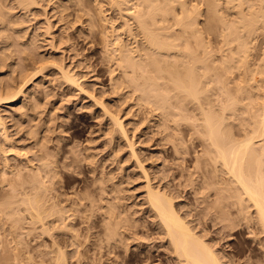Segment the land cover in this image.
Returning a JSON list of instances; mask_svg holds the SVG:
<instances>
[{"label": "bare ground", "instance_id": "6f19581e", "mask_svg": "<svg viewBox=\"0 0 264 264\" xmlns=\"http://www.w3.org/2000/svg\"><path fill=\"white\" fill-rule=\"evenodd\" d=\"M75 24L106 83L56 55ZM257 29L264 0H0V264H264Z\"/></svg>", "mask_w": 264, "mask_h": 264}, {"label": "rangeland", "instance_id": "374dc122", "mask_svg": "<svg viewBox=\"0 0 264 264\" xmlns=\"http://www.w3.org/2000/svg\"><path fill=\"white\" fill-rule=\"evenodd\" d=\"M104 4H105L104 7L106 9L105 14L111 16L113 19L116 20V18L119 16L118 11L115 8H112L109 4H107L105 2H104ZM45 8H46V11L48 12V15L50 16V14H51L49 11L50 7L46 6ZM201 8L203 11H202V16L199 17V21L203 22V20L205 19L204 5H201ZM237 11H239V10L234 9V10H232V12L230 11L231 15H228V18L235 17L237 15ZM245 11H246V9H245ZM122 13H124V12H122ZM51 20H53V18H51ZM114 23H117V22L115 21ZM77 26H78V24H75L73 29L70 28V29H68L67 32L70 35L71 40L74 43L73 48L78 50L79 55L78 56L74 55V58L71 59V54L69 52L67 53V51H63V50H65V46L64 45H58V44H56V46H57V48H56L57 50H55L56 55L61 56L60 58H62V59L64 58L65 62L68 64V66L71 65V68L75 67L76 61L83 59L84 63H82V67H80L81 70L78 68H74V70L76 69L78 72L79 71L84 72V74L87 73V71L89 72L85 77V81H87L86 83L92 84L90 82H92L93 79L96 77H97L96 80L98 82L106 83L107 82L106 67H107L108 63L107 62L100 63L99 62V56H98L99 48H101L100 33L97 31L93 37L88 38L89 40H91V43L85 44L81 38H77L74 35V31H75V28ZM203 35L205 37H209L207 31H205ZM44 44H45V46L43 47L42 52L45 55H49L51 53L50 45L48 44L47 41H45ZM250 46H251L250 47L251 48V59L255 60L257 57H259L261 55L262 51L264 50L263 49V47H264V34L260 29H257L254 32ZM84 65H85V67H89V68H83ZM38 80L45 82L44 83L45 86L51 85V82L49 81V80H51V72L46 73V71H45L43 78L42 79L39 78ZM98 82H96V85L94 86L96 89L98 87ZM65 93H66V91H65ZM67 97H69V95H67L66 98ZM79 97L80 96H78V95L72 97V99L74 100V103L76 105L78 103H80V102L76 101ZM87 103H90V101L87 98H85L81 101L79 106L87 104ZM87 112H88V110L86 108L77 109V107H76V110L72 111L70 123L74 124L75 122H79L80 119H85L86 116H88ZM138 182L139 181L133 182V184H131L129 187H133L134 184L136 185V184H138ZM186 192H187V188L184 189L183 195H185V197H184L185 200H188L187 197H189V194ZM139 193H141L140 189L135 192V194L138 195V199H140ZM25 226H27V225L25 224ZM24 231H27V230L24 229ZM9 238H11V237L9 236ZM22 241H23V243L21 245V251H22L23 255H25V256L32 255L33 256V248H34V245L36 244V241H34V239H33V233H31L29 235H23ZM141 244L143 246H145L148 244L153 245L154 243H150V241L145 239V240H141ZM14 245H15L14 242H12L10 244V246H14ZM21 258H22V256H21ZM164 258H165V256H162V259H164ZM8 264H11V261H9ZM159 264H162V263H159Z\"/></svg>", "mask_w": 264, "mask_h": 264}]
</instances>
